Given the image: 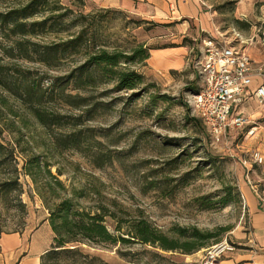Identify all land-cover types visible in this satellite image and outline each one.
<instances>
[{
    "label": "rangeland",
    "instance_id": "374dc122",
    "mask_svg": "<svg viewBox=\"0 0 264 264\" xmlns=\"http://www.w3.org/2000/svg\"><path fill=\"white\" fill-rule=\"evenodd\" d=\"M203 1L211 17L231 38L235 34L230 29L235 21L234 10L246 0ZM250 1L254 2L253 14L260 16L264 0ZM26 2L1 0L0 11ZM38 7L34 18L51 17L53 21L51 27L31 38L39 43H62L84 29L91 37V51L128 50L137 43L147 47L172 44L158 37L160 27L156 24L119 9L98 8L86 0H47ZM63 12L67 15L58 17ZM251 18L262 35L264 18ZM23 39L0 28V63L11 70L28 71L29 82L48 93L42 108L57 123L43 126L16 96L0 87V144L6 151L0 179L17 175L19 199L24 204L20 210L14 194L0 198V238L8 233L27 235L48 217L43 200L22 169L28 157L37 155L48 165L51 175L62 182L64 189L56 188L61 196L82 190L88 196L80 203L92 208L104 206L113 213L106 217L109 229L114 223L125 229L129 221L143 217L171 238H180V229L192 227L213 235L190 254L145 248L138 243L119 246L135 252L137 260L133 264H202L204 249L222 240L232 243L235 250L219 259L251 248L253 235L246 193L264 210V121L226 131L220 141L211 140L190 106L191 94L201 87L195 68L200 42L191 43L182 69L165 75L152 70L147 59L129 65L143 75V82L134 90L137 96L132 97L129 91H115L112 83L98 79L100 83L95 88H73V83L67 82L68 75L85 59L84 53L68 50L55 66L47 67L18 56L15 43ZM62 87L65 93L89 97V104L75 107L65 102L58 93ZM160 95L167 98L163 100ZM93 106L95 110L86 111ZM252 126L256 128L249 132ZM72 136L80 142L79 149L71 147ZM252 150L260 153L261 163L251 159ZM228 193L233 200L222 203ZM82 246L110 264L122 262L117 247L91 243Z\"/></svg>",
    "mask_w": 264,
    "mask_h": 264
},
{
    "label": "trees",
    "instance_id": "16d2710c",
    "mask_svg": "<svg viewBox=\"0 0 264 264\" xmlns=\"http://www.w3.org/2000/svg\"><path fill=\"white\" fill-rule=\"evenodd\" d=\"M43 2L47 0H27L23 5L8 11H0V28L8 29L14 35L24 38L15 43L18 56L50 67L55 66L68 50H74L75 53L82 52L85 54V59L68 75L67 82H72L73 88L77 90L87 87L95 88L100 83L97 82L98 79L105 84L112 83L115 91H129L130 96H137L134 90L143 82V75L129 65L146 60L149 57L150 47L137 43L128 50L98 48L91 51L90 36L87 37L84 29H80L62 43L32 41V37L43 33L48 26L53 25V21H50L51 17L34 18L39 12L38 6ZM66 15L67 13L63 12L58 17L63 18ZM62 21L60 20L59 23L64 24ZM16 72L19 74L15 75ZM26 73L28 71L11 70L7 68V64L0 63V87L16 96L43 126L56 124L55 117L50 119L42 108L48 93L29 82ZM58 93L65 102L75 107L89 104V97L78 93H65L64 87L59 89ZM160 98L164 100L167 96L160 95ZM95 107L87 108L86 111L95 110ZM70 141L72 148L79 149L80 142L77 138L72 136ZM5 160V147L0 144V167L5 164ZM47 167L48 165L43 163L37 155L28 157L22 166L48 210L46 219L53 233L50 248L40 257V264H110L99 255L85 251L83 243L117 247L118 256L122 259V262L118 264H133L137 260L134 257L135 252L119 249V246L123 248V246L138 243L145 248L151 246L162 251L190 254L203 247L206 240L213 236L211 233L192 227L189 230L180 229L178 232L180 238H171L143 217L129 221L125 229H122L119 223H114L111 226L112 229H109L106 217L113 216V213L107 211L104 206L92 208L80 203L81 199H86L88 196V193L82 190H72V195L61 196L56 188L64 189L62 182L51 175ZM13 170L16 173V167H13ZM20 192L17 175L12 174L0 179V198L7 199L14 194L20 210H23L24 204L19 199ZM231 198L228 193L224 195L221 202H231L233 200Z\"/></svg>",
    "mask_w": 264,
    "mask_h": 264
},
{
    "label": "crops",
    "instance_id": "0c3cea01",
    "mask_svg": "<svg viewBox=\"0 0 264 264\" xmlns=\"http://www.w3.org/2000/svg\"><path fill=\"white\" fill-rule=\"evenodd\" d=\"M86 2L98 8L125 11L160 27L158 37L166 38L172 44L150 47L146 64L162 75L168 74L171 70L182 69L189 58L191 43L200 42L206 34L221 33L233 39L234 44L248 54L253 65H264V37L258 33L259 29L255 28L252 18L250 19L253 16L258 21L264 18V12L262 11L260 16L257 13L254 15L253 1L246 0L245 3L236 6L235 24L233 23V28H230L235 34L231 38L225 34L227 30H222L216 19L211 17V12L207 10L208 5L203 0H86ZM241 5L245 10L243 9V13L240 14ZM258 83L259 79L254 76L249 92L252 93ZM251 93L235 105L236 112L247 117L250 125L255 121H264V104L259 105ZM246 198L253 235L252 244L249 245L251 248L229 253L217 260L216 264H264V210L258 207L248 193ZM52 237L53 233L47 219L27 235L25 233L2 235L0 264H40V257L50 248Z\"/></svg>",
    "mask_w": 264,
    "mask_h": 264
},
{
    "label": "built area",
    "instance_id": "2783aa9c",
    "mask_svg": "<svg viewBox=\"0 0 264 264\" xmlns=\"http://www.w3.org/2000/svg\"><path fill=\"white\" fill-rule=\"evenodd\" d=\"M195 68L201 77V87L191 94L190 106L201 118L211 140L220 141L226 131L250 125L247 117L236 112L235 105L251 93L248 89L254 76L259 83L251 94L259 105L264 104V65H253L233 39L219 33L206 34L200 39ZM250 157L254 162H262L257 150H252ZM234 250L233 244L226 240L216 242L204 249L202 264H216L224 253Z\"/></svg>",
    "mask_w": 264,
    "mask_h": 264
}]
</instances>
